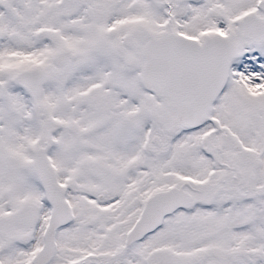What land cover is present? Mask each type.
<instances>
[{"label":"snow or ice","instance_id":"1","mask_svg":"<svg viewBox=\"0 0 264 264\" xmlns=\"http://www.w3.org/2000/svg\"><path fill=\"white\" fill-rule=\"evenodd\" d=\"M0 264H264V0H0Z\"/></svg>","mask_w":264,"mask_h":264}]
</instances>
